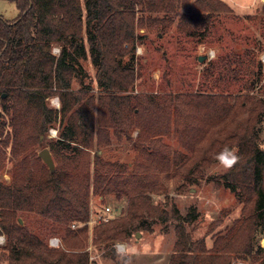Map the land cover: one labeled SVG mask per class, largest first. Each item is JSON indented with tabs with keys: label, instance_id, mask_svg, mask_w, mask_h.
Wrapping results in <instances>:
<instances>
[{
	"label": "trees",
	"instance_id": "obj_1",
	"mask_svg": "<svg viewBox=\"0 0 264 264\" xmlns=\"http://www.w3.org/2000/svg\"><path fill=\"white\" fill-rule=\"evenodd\" d=\"M12 1L17 15H0V170L7 159L12 161L10 182L0 181V234L6 237L0 259L5 264H89L82 249L90 197L114 194L127 199L126 208L93 227L94 243L110 253V245L132 230H149L151 219H172L176 240L170 264H233L239 259L264 264L259 245L264 237V149L259 136L264 98L226 92L228 73L237 76L246 63L239 50L210 62L206 70L212 77L217 73L214 80L225 82L226 91L169 92L161 98L131 92L138 76L136 46L147 31L163 34L174 26L186 36L206 37L215 14L229 11V6L222 0ZM84 42L96 67L97 93L71 88L79 77L77 55L84 53ZM54 45L59 54L52 52ZM55 94L59 109L48 106V97ZM57 122L58 138L48 144L54 160L50 171L29 152L42 145L40 136ZM136 127L138 135L132 138ZM164 135L175 137L182 150H171L161 139ZM111 136L132 143L144 161L127 173L126 163L106 159L99 150L111 144ZM231 152L237 162L214 180L240 200V216L214 234L208 247L204 237L190 240L186 231L185 221L195 217L194 210L185 216L174 204L166 210L153 203L150 193L160 175L195 181ZM20 213L63 226V246L50 248L19 222ZM73 223L83 225L72 228ZM221 223L215 219L211 232Z\"/></svg>",
	"mask_w": 264,
	"mask_h": 264
},
{
	"label": "rangeland",
	"instance_id": "obj_2",
	"mask_svg": "<svg viewBox=\"0 0 264 264\" xmlns=\"http://www.w3.org/2000/svg\"><path fill=\"white\" fill-rule=\"evenodd\" d=\"M222 1L230 9L227 12L215 14L211 31L206 37L201 38L200 36L199 39L186 36L178 32L174 26L163 34L157 33V30L147 31V36L140 45L136 46L135 50L134 65L138 76L131 90L132 94L151 93L161 98L169 92L226 91L225 82L219 83L214 80L218 77L217 73L212 77L206 70L210 67V62H219L220 58L239 50L240 57L245 59L246 63L240 65L237 76H235V72L228 73L230 91L226 92L230 93L232 97L248 93L264 98V61L262 60L264 58V0ZM181 10H187V8ZM17 13L14 1L0 0V15L3 18L13 19ZM139 32H145V30L141 28ZM84 49V53L77 55L80 73L79 77L73 78L71 88L75 90L82 88L89 93H97L96 67L90 60L89 46L86 42H84ZM246 50L251 51L250 56L244 54ZM52 52L59 54L60 47L54 45ZM213 52H215V58H212ZM198 56L205 57L199 61ZM249 57H253V63ZM127 60L128 57H125L123 62H127ZM223 71L225 73V70ZM248 80H251L250 84L245 87L244 83ZM233 100L232 98L231 102ZM47 101L51 108L59 109L61 106L56 94L48 97ZM59 129L58 122L55 126L49 127L45 134L40 136L43 140L42 145H34L29 153H36L38 156L39 150L44 147L48 148L49 142L58 138ZM5 130H9V127L6 126ZM138 132L136 127L132 131L131 137L136 138ZM259 136L261 147L264 149V120ZM161 139L170 146L171 150H182L175 137L164 135L161 136ZM99 152H102L106 159L126 163L125 172L127 173L131 172L134 165L144 161L133 144L128 143L124 138L118 141L111 136V144L102 147ZM41 162L43 163L42 160ZM11 165L12 161L7 159L4 167L0 170V181L10 182L9 169ZM226 168L221 160L215 161L204 170L203 175L197 176L195 181L183 179L176 181L172 176L166 178L162 174L158 179H155L154 191L150 193L152 201L166 210H169L174 204L182 216L194 210L195 217L189 222L185 221L189 238L196 240L204 237L206 245L210 247L213 235L218 231H224L240 216L242 205L240 200L229 189L214 180V176L222 173ZM172 173L173 171L169 174ZM126 205L125 197L117 199L114 194L105 196L92 194L89 221L95 219V214L101 212L105 206L114 210L115 217L121 214ZM217 218H221L222 223L211 232V223ZM18 219L30 231L42 236L50 248L63 246V226H57L52 221L33 213H20ZM89 221L87 222L85 246L82 249L88 253L89 264H170V256L176 240L175 220L151 219L149 230L134 229L126 239L113 242L110 248L114 249V253L108 252L103 244L94 243L93 227L95 223L90 224ZM74 224L76 227L83 225L82 223ZM52 237L59 240L58 246L52 247L48 244ZM263 238L259 239L260 246ZM5 240V235L0 234V251L5 245ZM118 243L124 245L123 251H119L115 247ZM240 261L251 264L249 261L241 259L234 261L233 264ZM0 264H5V262L0 259Z\"/></svg>",
	"mask_w": 264,
	"mask_h": 264
},
{
	"label": "built area",
	"instance_id": "obj_3",
	"mask_svg": "<svg viewBox=\"0 0 264 264\" xmlns=\"http://www.w3.org/2000/svg\"><path fill=\"white\" fill-rule=\"evenodd\" d=\"M262 60L264 61V58ZM113 211L114 210H111L110 207L105 206L101 210V212L95 214V219H93V220L91 219L89 221V223L91 224L93 222V223L97 224V223H100V222H108L109 220H111L112 218H114V212ZM72 227H76V224L73 223L72 224ZM263 239L261 241V246L264 249ZM48 244L50 246H52V247H56V246L59 245V240L56 237H52V238L49 239ZM115 247L119 251H123L125 249L124 245L121 244V243H118ZM237 264H247V263L240 261V262H237Z\"/></svg>",
	"mask_w": 264,
	"mask_h": 264
},
{
	"label": "water",
	"instance_id": "obj_4",
	"mask_svg": "<svg viewBox=\"0 0 264 264\" xmlns=\"http://www.w3.org/2000/svg\"><path fill=\"white\" fill-rule=\"evenodd\" d=\"M205 56H198V60L202 61V59ZM38 156L39 158L43 161V163L48 167V169L50 171L54 170V160L52 158L51 152L49 150V148L44 147L41 150L38 151ZM19 222H21V220L19 219Z\"/></svg>",
	"mask_w": 264,
	"mask_h": 264
},
{
	"label": "clouds",
	"instance_id": "obj_5",
	"mask_svg": "<svg viewBox=\"0 0 264 264\" xmlns=\"http://www.w3.org/2000/svg\"><path fill=\"white\" fill-rule=\"evenodd\" d=\"M212 58H215V52L212 53ZM220 159L221 162L225 165V167H231L237 162L238 157L235 155L234 152H231L228 155H222Z\"/></svg>",
	"mask_w": 264,
	"mask_h": 264
},
{
	"label": "bare ground",
	"instance_id": "obj_6",
	"mask_svg": "<svg viewBox=\"0 0 264 264\" xmlns=\"http://www.w3.org/2000/svg\"><path fill=\"white\" fill-rule=\"evenodd\" d=\"M263 242H264V240H263Z\"/></svg>",
	"mask_w": 264,
	"mask_h": 264
}]
</instances>
